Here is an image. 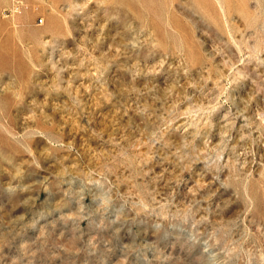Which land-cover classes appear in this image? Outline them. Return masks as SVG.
<instances>
[{"label": "rangeland", "instance_id": "obj_1", "mask_svg": "<svg viewBox=\"0 0 264 264\" xmlns=\"http://www.w3.org/2000/svg\"><path fill=\"white\" fill-rule=\"evenodd\" d=\"M23 1L0 264H264V0Z\"/></svg>", "mask_w": 264, "mask_h": 264}, {"label": "built area", "instance_id": "obj_2", "mask_svg": "<svg viewBox=\"0 0 264 264\" xmlns=\"http://www.w3.org/2000/svg\"><path fill=\"white\" fill-rule=\"evenodd\" d=\"M27 4L23 0H12L11 7L6 10L7 16H13L15 14L22 13L23 11L28 10Z\"/></svg>", "mask_w": 264, "mask_h": 264}, {"label": "bare ground", "instance_id": "obj_3", "mask_svg": "<svg viewBox=\"0 0 264 264\" xmlns=\"http://www.w3.org/2000/svg\"><path fill=\"white\" fill-rule=\"evenodd\" d=\"M43 23V21H41Z\"/></svg>", "mask_w": 264, "mask_h": 264}]
</instances>
